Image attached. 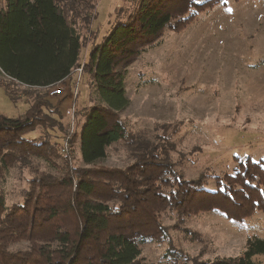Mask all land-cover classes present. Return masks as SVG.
Listing matches in <instances>:
<instances>
[{
    "label": "trees",
    "instance_id": "1",
    "mask_svg": "<svg viewBox=\"0 0 264 264\" xmlns=\"http://www.w3.org/2000/svg\"><path fill=\"white\" fill-rule=\"evenodd\" d=\"M225 1L124 0L121 18L80 63L84 33L96 18L95 0H0V74L30 100L23 116L0 115V177L31 158H43L58 172H37L22 204L8 206L0 191V264H137L143 244L169 241L163 225L168 212L191 217L215 211L235 222L264 213V159L235 158L233 172L215 175L212 186L186 180L172 162L169 139L150 145L119 117L129 104L126 68L165 30L179 32ZM81 65L96 98L78 111L86 121L79 133L74 129L70 143L72 152L78 143L84 167H73V154L63 155L47 137L27 134L64 129L45 114L49 91L65 86L66 79L70 86ZM0 85L15 102L9 85ZM116 143L131 147L133 162L123 169L95 165ZM21 242L25 249H10ZM167 255L178 259L175 251ZM257 255H264V239L252 237L236 257L192 264H259L253 260Z\"/></svg>",
    "mask_w": 264,
    "mask_h": 264
},
{
    "label": "rangeland",
    "instance_id": "2",
    "mask_svg": "<svg viewBox=\"0 0 264 264\" xmlns=\"http://www.w3.org/2000/svg\"><path fill=\"white\" fill-rule=\"evenodd\" d=\"M95 6L96 18L84 33L80 63L87 61L91 46L100 43L121 18L126 3L95 0ZM72 78L74 82L60 97L48 99L45 110L64 129L37 128L28 137H47L50 144L60 147L70 123L65 115L70 107L75 109V132H80L86 117L78 111L95 103L96 95L90 89L89 75L74 71ZM0 82L17 96L13 103L0 85V115L23 116L30 100L5 75L0 74ZM124 89L129 104L119 117L126 129L150 145H164L169 139L174 147L172 162L184 179H202L212 186L215 175L233 172L235 158L264 159V0H226L199 13L179 32L165 30L153 47L126 68ZM71 155L73 167H84L78 143ZM54 159L61 166L60 158ZM133 160L131 147L116 143L95 165L123 169ZM37 172L58 173L43 158H31L27 166L17 163L0 177V191L8 206L23 203ZM163 225L169 241L143 244L137 264H192L195 259L236 257L247 239H264L262 212L242 222L215 211L191 217L168 212ZM26 246L21 242L10 249ZM171 250L177 260L168 259ZM253 260L264 264V255Z\"/></svg>",
    "mask_w": 264,
    "mask_h": 264
},
{
    "label": "built area",
    "instance_id": "3",
    "mask_svg": "<svg viewBox=\"0 0 264 264\" xmlns=\"http://www.w3.org/2000/svg\"><path fill=\"white\" fill-rule=\"evenodd\" d=\"M82 68H83V65H81L75 71H77L78 74H81ZM62 90H63L62 86H60L59 88L58 87L52 88L49 91V96L50 97H60L62 95V92H64V90L63 91ZM65 114L69 118L70 123L68 125L69 127H68V130H67V133L64 135V137L62 139V143H61V146H60V151H61V153L63 155L69 157L71 155V152H72V146H71V143H70V139H71V136L74 133V114H75L74 107H70L69 109H67Z\"/></svg>",
    "mask_w": 264,
    "mask_h": 264
},
{
    "label": "crops",
    "instance_id": "4",
    "mask_svg": "<svg viewBox=\"0 0 264 264\" xmlns=\"http://www.w3.org/2000/svg\"><path fill=\"white\" fill-rule=\"evenodd\" d=\"M73 74H74V72H73ZM73 74H72V75H73ZM72 75H71L70 78H72ZM68 80H69V79H66L65 81L62 82V83L66 82L65 86L62 85L63 89H64L65 87H67L66 85L68 84V82H67ZM57 85H60V86H61V84H57ZM64 92H65V90H64Z\"/></svg>",
    "mask_w": 264,
    "mask_h": 264
}]
</instances>
